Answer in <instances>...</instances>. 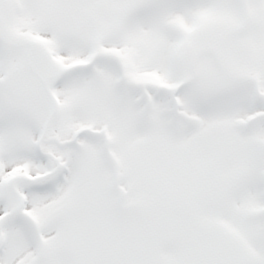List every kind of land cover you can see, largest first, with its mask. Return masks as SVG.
<instances>
[{
    "label": "snow or ice",
    "instance_id": "snow-or-ice-1",
    "mask_svg": "<svg viewBox=\"0 0 264 264\" xmlns=\"http://www.w3.org/2000/svg\"><path fill=\"white\" fill-rule=\"evenodd\" d=\"M0 264H264V0H0Z\"/></svg>",
    "mask_w": 264,
    "mask_h": 264
}]
</instances>
